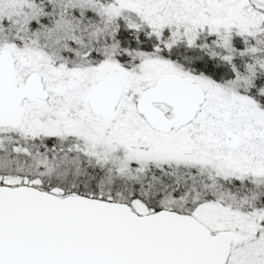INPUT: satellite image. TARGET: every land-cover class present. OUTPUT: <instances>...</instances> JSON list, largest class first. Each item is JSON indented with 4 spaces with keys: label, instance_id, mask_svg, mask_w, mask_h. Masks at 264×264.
Segmentation results:
<instances>
[{
    "label": "snow or ice",
    "instance_id": "snow-or-ice-1",
    "mask_svg": "<svg viewBox=\"0 0 264 264\" xmlns=\"http://www.w3.org/2000/svg\"><path fill=\"white\" fill-rule=\"evenodd\" d=\"M0 264H264V0H0Z\"/></svg>",
    "mask_w": 264,
    "mask_h": 264
}]
</instances>
